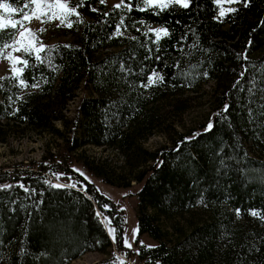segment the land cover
<instances>
[{"label": "trees", "instance_id": "1", "mask_svg": "<svg viewBox=\"0 0 264 264\" xmlns=\"http://www.w3.org/2000/svg\"><path fill=\"white\" fill-rule=\"evenodd\" d=\"M0 3L18 10L13 22L31 8ZM125 3L131 11L83 0L68 18L72 40L44 45L40 59L23 53L19 76H0V142L46 132L101 182L136 188L137 235L155 241L137 246L143 264H264V0L235 3L223 18L215 0L164 10ZM150 25L169 35L157 40ZM17 30L0 31V52ZM154 70L163 81L145 87ZM205 85L204 123L177 129ZM156 134L164 142L147 148ZM85 146L114 150L119 161ZM49 172L0 176L11 185L0 187V264H69L89 252L103 255L93 264H117L124 246L114 205L79 172L60 184L76 187L60 188Z\"/></svg>", "mask_w": 264, "mask_h": 264}, {"label": "rangeland", "instance_id": "2", "mask_svg": "<svg viewBox=\"0 0 264 264\" xmlns=\"http://www.w3.org/2000/svg\"><path fill=\"white\" fill-rule=\"evenodd\" d=\"M68 0H62V2H67ZM55 0H42V11H47L43 7V4L54 3ZM121 0H106L104 3L107 7L114 6L120 3ZM217 5V4H216ZM235 3H227L226 0L221 5H217L216 14L219 16L220 7L225 10L232 8ZM3 13L5 19H10L9 14L4 13L3 9H0ZM33 13L38 14L36 10V5L32 4L28 12L30 16ZM69 22V20H68ZM160 28L156 25H150L149 29ZM24 29H30L36 35L37 46L39 44H49L56 41L67 42L73 39V35L68 32V27L66 24H60L59 20L49 21L47 17H41L37 20L33 18L30 21H24L23 26L19 27L13 40L8 45H13L14 40L19 39V32ZM154 34L155 32L152 31ZM156 35V34H155ZM3 55L0 59V76H16L12 71V63L6 59L8 53L13 56L19 57L21 60L23 58V51H15L13 47H7L2 51ZM35 54V53H33ZM18 67V64H16ZM204 90L199 91L195 98L191 100V106L188 108L180 117L176 123V128L183 130L189 127H196L198 124L204 123L207 116V103L208 93H205L209 89V85H205ZM84 91L79 89L77 91V97L69 102L67 108L71 112L75 107L77 98L83 94ZM164 137L162 135L156 134L151 136L144 143L147 148H152L162 142H164ZM54 139L46 132H36L32 130H26L22 133L9 132V136L5 143L0 142V176L7 174H23L26 170H38L39 167H47L50 170V176L55 184L69 183L73 181L72 170L83 173L85 179L93 184L94 188L104 195L111 204L114 205V215L121 216L122 219V244L124 246V253L114 254L123 259L124 264H143L141 260L136 256V249L138 245H143L146 247L154 246L155 241L150 238L147 234L137 235L136 232V205L137 199L134 194L136 188L133 187H114L101 182L98 178L92 176L88 172L82 169L80 164L76 161L75 154L73 152L66 153L59 145L54 146ZM49 150L51 155L46 151ZM84 153L90 156H106L113 162H118L119 158L115 155L114 150L108 148L85 146L83 148ZM69 168V169H67ZM71 170V171H70ZM6 183H1L5 185ZM102 222L107 230L108 234L109 227L102 218ZM135 230V235H134ZM127 238L131 247H126L124 244V239ZM137 241V242H136ZM112 251L114 249L112 248ZM128 253V254H127ZM103 255L98 253H85L82 256L72 260L69 264H93L98 259L102 258ZM119 264V260L117 261Z\"/></svg>", "mask_w": 264, "mask_h": 264}, {"label": "snow or ice", "instance_id": "3", "mask_svg": "<svg viewBox=\"0 0 264 264\" xmlns=\"http://www.w3.org/2000/svg\"><path fill=\"white\" fill-rule=\"evenodd\" d=\"M21 2L23 3L24 0H21ZM106 0H100V3H105ZM141 2L145 5V7H152V6H156L158 8H160L161 10L167 9L170 5L172 4H176V5H180L183 8H189L192 0H141ZM223 2H225V0H215V3L217 5H221ZM227 3H243V5L245 7L248 6V0H226ZM32 4L36 5V10L38 12V14L33 13V16L35 19L39 20L41 19V17H47V19L49 21H52L54 19L59 20L60 24H66L67 27H72V23L68 22V18L70 16L76 15L79 16V12L77 11V7L81 6L83 4V0H80V5H77V7H69V4L67 2H62V0H55L54 3H46L43 4V7L47 9V11H42V0H28V3H26L24 6L25 8H29ZM121 7H125L127 8V10L131 11V5L130 4H126L125 0H121L120 3L114 5V8H121ZM0 9H3L4 13L9 14V16H11L12 14L16 13L18 10L16 8H12L10 7L8 4L5 3H0ZM141 11L145 10V8H141ZM93 11H95V9H93ZM237 11L236 8H228L227 10H225L223 7H220L219 10V17L218 18H223L225 15H227L228 13L231 12H235ZM20 14L22 15V19L21 20H16L15 22H13L11 19H5L3 14H0V31H4L8 28L11 29H18L19 27L23 26L24 21H30L33 16H30L28 13H25L23 11V9L19 10ZM107 14V13H106ZM123 23V21H121V24ZM150 31H154L156 34V38L157 40H159L161 38V36H167L169 35V31L167 28L165 27H161V28H157V29H150ZM117 35H122L121 32H119V26H118V30H117ZM19 39L14 40L13 45H4L3 47L7 48V47H13L15 51H23L24 53H27L28 55H32L33 53H35L36 58L40 59V53L45 51V46L43 44H39V46H37L36 43V35L34 32H32L30 29H24L23 31L19 32ZM0 55H3L2 52H0ZM6 59H8L9 61H11L12 63V71L16 76H19L22 73V69L17 68L16 64L18 63H24L27 64L26 60H21L19 57L13 56L11 53H8ZM163 76H161L158 72H156L155 70L152 72V75H150L148 77V83L145 85V87H149L153 84H156L158 82H162L163 81ZM20 85L21 86H26L24 80H20ZM33 87H38V85H33ZM207 128L210 130L212 128V124L209 123ZM81 175H84L83 173H81ZM52 187H76L75 184H71V185H60V184H56V185H50ZM3 188H10L11 185H3L0 186ZM21 187H23V185H21ZM27 191V189H25ZM107 207V206H105ZM237 212H239V210H237ZM97 215L99 216L100 213H97ZM253 216H259L260 213L257 212H253L252 213ZM262 219H264V216H261ZM105 221L108 225L111 224V220L107 217H105ZM109 232L114 234L115 233V229L109 227ZM134 235H135V230H134ZM124 244L126 247H131V244L128 242L127 238L124 239ZM117 259L119 260V264H124L123 259L117 257Z\"/></svg>", "mask_w": 264, "mask_h": 264}]
</instances>
